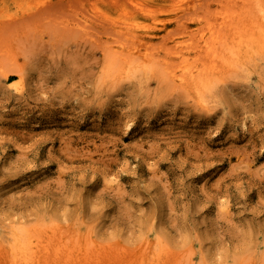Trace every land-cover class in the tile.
Listing matches in <instances>:
<instances>
[{
    "label": "rangeland",
    "instance_id": "1",
    "mask_svg": "<svg viewBox=\"0 0 264 264\" xmlns=\"http://www.w3.org/2000/svg\"><path fill=\"white\" fill-rule=\"evenodd\" d=\"M170 1L0 0V264H264V0ZM147 9L196 84L107 51Z\"/></svg>",
    "mask_w": 264,
    "mask_h": 264
},
{
    "label": "bare ground",
    "instance_id": "2",
    "mask_svg": "<svg viewBox=\"0 0 264 264\" xmlns=\"http://www.w3.org/2000/svg\"><path fill=\"white\" fill-rule=\"evenodd\" d=\"M180 1L181 0H171L170 1L171 2V4H169L170 7L171 8L173 7V9H176V11H173V12H175V14L176 13L179 14L180 12H181L180 14H182V11H183L182 9L184 7H187V9H190V10H193V9L195 10V7L199 6V4L201 5V2H203L202 0H193V1L190 0L191 2L184 1L187 6H183L184 2H182V1L180 2ZM157 8H159V7H157ZM184 9H186V8H184ZM190 10H188V12ZM158 11H159V9H158ZM144 12H146L147 15L144 14L143 16H139L137 18H133V19L131 18L129 22H127L123 25V27L126 30L125 35H122L123 38H117L116 37V39H111V40L109 39V40L104 42V45H106L105 47H106L107 51L112 53L117 59H119L120 61H123L124 63L125 62L128 63V61H129L133 64H137L140 66H147V67H150L152 69L159 68L158 66H160L162 68L161 69L162 72L164 71V74L167 75L168 78H170L174 83H176L178 85L192 86V85L196 84L199 81L200 76H202L201 74L203 71V63H201V56L203 55L206 58V60L208 59L209 61H212L213 59H215V57L218 54L219 47L222 45V43L225 40L224 36L219 32L218 33L215 32L212 29L213 27H209L206 29L199 27L200 20H193L195 23V25H194L195 27H193V32L191 31V33H190V31L186 30V28L189 29L188 26L186 24L183 25V27L185 26L183 28V31H185V33L187 32L186 33V36H187L186 39L173 37V34H171L172 31L171 32L168 31L169 28H168V25L166 24V20L163 21L162 19H160L154 10L147 9ZM190 12H193V11H190ZM185 16H183V17H185ZM174 17L176 19V17L178 18L179 16L176 15ZM189 17H188V19H189ZM192 17H193V15H192ZM171 18H173V17H171ZM180 18H181V15H180ZM180 18H178L179 20L176 19L177 20L176 23L181 21L182 18L181 19ZM158 25H159V27H158ZM113 31H115V30H113ZM162 31L166 32L165 35H163V36L160 35V33ZM180 33H182V32H180ZM121 34H124V33L122 32ZM157 36L160 37L161 40H163V39L165 40V41L163 40L159 46H156L154 44V39ZM113 37L115 38L114 35H113ZM223 44H225V43H223ZM161 52L163 54H161ZM124 63H122V64H124ZM127 66H129V65H127ZM215 70H217V68ZM205 75H206V72H205ZM187 88H189V87H187ZM30 239H32V238H30ZM29 240H28V242H29ZM29 245H31V243H29ZM32 245H33V242H32ZM27 248H28V250L29 249L32 250L31 247H27ZM33 250L35 251V249H33ZM32 251H30V252H32Z\"/></svg>",
    "mask_w": 264,
    "mask_h": 264
}]
</instances>
